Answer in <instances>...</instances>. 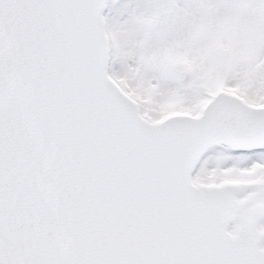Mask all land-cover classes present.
I'll return each mask as SVG.
<instances>
[{
	"label": "snow or ice",
	"instance_id": "1",
	"mask_svg": "<svg viewBox=\"0 0 264 264\" xmlns=\"http://www.w3.org/2000/svg\"><path fill=\"white\" fill-rule=\"evenodd\" d=\"M0 264H264V0H0Z\"/></svg>",
	"mask_w": 264,
	"mask_h": 264
}]
</instances>
